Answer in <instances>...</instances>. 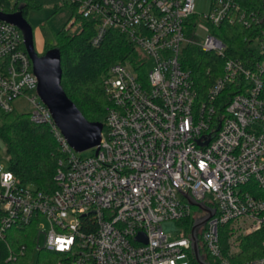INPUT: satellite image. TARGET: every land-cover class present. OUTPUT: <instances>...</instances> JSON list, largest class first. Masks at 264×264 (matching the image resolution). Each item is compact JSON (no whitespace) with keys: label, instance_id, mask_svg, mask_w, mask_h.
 <instances>
[{"label":"built area","instance_id":"2783aa9c","mask_svg":"<svg viewBox=\"0 0 264 264\" xmlns=\"http://www.w3.org/2000/svg\"><path fill=\"white\" fill-rule=\"evenodd\" d=\"M71 4L96 22L93 44L113 29L140 57L108 67L105 126L83 157L38 95L21 30L0 20V112H12L11 102L25 97L30 121L47 125L65 153L52 191L20 183L0 165V235L34 222L37 249L62 255L55 264H192L190 232L170 237L161 225L190 217L189 198L213 211L196 233L203 258L264 264V62L226 57V45L208 28L201 36V23L190 21L196 0ZM209 7L203 15L209 25L249 24L232 0H211ZM190 44L223 58L203 96L182 64ZM256 44L264 52V41ZM149 60L154 66L147 70ZM202 211L201 218L209 215ZM255 232L262 234V253L243 261L241 239Z\"/></svg>","mask_w":264,"mask_h":264},{"label":"trees","instance_id":"16d2710c","mask_svg":"<svg viewBox=\"0 0 264 264\" xmlns=\"http://www.w3.org/2000/svg\"><path fill=\"white\" fill-rule=\"evenodd\" d=\"M232 1L239 10L246 12L249 24L244 25L238 20L233 23L224 21L218 26L209 25L210 32L226 45V57L241 60L246 65L264 62V52L254 46L256 41H264V0ZM35 6L34 0H0L1 12L20 10L25 18L28 10ZM71 7L75 12L76 6L71 4ZM76 20L81 21L80 31L70 34L63 27L55 34L56 43L45 44L42 54L56 50L62 68L61 86L67 97L88 121L102 123L104 127L108 102L103 77L113 62L136 60L140 54L124 34L113 29L106 32L99 44H93L91 37L96 22L92 18H82L77 12ZM222 62L221 56L202 51L194 44H190L182 56V64L191 70L195 86L202 96L220 73ZM226 97L227 93H223L219 99ZM0 138L5 146L9 168L20 183L42 191L55 189L54 175L58 161L65 153L47 125L32 123L29 113L13 115L12 112H0ZM82 219L87 220L86 217ZM179 221L187 228L182 235H187L193 224L192 219L186 217ZM261 240L260 232L242 237L238 256L245 261L260 255ZM36 244L37 227L34 222L7 229L0 235V264H55L62 257L56 252L37 249ZM10 253L16 254L15 259H8ZM204 260L215 264L207 255H204ZM191 261L198 264L193 256Z\"/></svg>","mask_w":264,"mask_h":264},{"label":"water","instance_id":"95a60500","mask_svg":"<svg viewBox=\"0 0 264 264\" xmlns=\"http://www.w3.org/2000/svg\"><path fill=\"white\" fill-rule=\"evenodd\" d=\"M0 20L16 25L23 33L26 52L31 60L33 72L38 79L37 92L41 101L49 109L54 123L57 125L69 145L77 152L97 146L100 142L102 123L88 121L70 100L61 86L62 68L56 50H48L39 54L33 43V29L27 19L18 10L13 13L0 11ZM203 143H200L202 145ZM191 205L207 211L208 216L197 219L190 229L191 249L198 264H209L200 255L196 233L213 211L201 202L188 198Z\"/></svg>","mask_w":264,"mask_h":264},{"label":"rangeland","instance_id":"374dc122","mask_svg":"<svg viewBox=\"0 0 264 264\" xmlns=\"http://www.w3.org/2000/svg\"><path fill=\"white\" fill-rule=\"evenodd\" d=\"M37 6L31 7L28 10L26 19L28 23L32 26L33 29V43L35 50L42 54L44 51L45 44H55L57 41L56 33L65 27L70 34H76L80 31L81 25L79 20H76L74 24L68 27L71 20L76 18V12H74L71 7V0H34ZM211 0H196V9L195 14L190 18L191 22L201 23L198 26V32L201 36L206 34V29H209V24L203 18V15L207 13L210 9L209 4ZM254 46H257L255 43ZM154 66L153 60H149L146 63L147 70L152 69ZM11 105L13 107L12 114L17 113H28L31 110L29 101L20 96L15 98ZM93 153L92 150L86 149L81 151L79 155L85 157ZM0 165L3 169H6L8 164L7 153L5 150L4 143L0 138ZM204 215V212L199 209L197 206L191 207L190 218L192 223L201 218ZM42 223L44 224V229L47 230L49 223L45 218H42ZM162 228L166 234H169L170 237L180 236L184 234L187 230L184 223L179 220H167L161 223Z\"/></svg>","mask_w":264,"mask_h":264}]
</instances>
